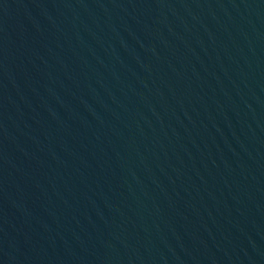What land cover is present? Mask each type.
<instances>
[{
	"label": "water",
	"instance_id": "obj_1",
	"mask_svg": "<svg viewBox=\"0 0 264 264\" xmlns=\"http://www.w3.org/2000/svg\"><path fill=\"white\" fill-rule=\"evenodd\" d=\"M0 264H264V0H0Z\"/></svg>",
	"mask_w": 264,
	"mask_h": 264
}]
</instances>
